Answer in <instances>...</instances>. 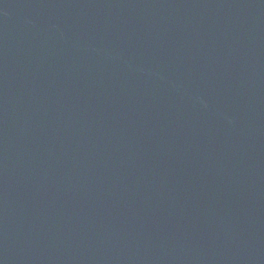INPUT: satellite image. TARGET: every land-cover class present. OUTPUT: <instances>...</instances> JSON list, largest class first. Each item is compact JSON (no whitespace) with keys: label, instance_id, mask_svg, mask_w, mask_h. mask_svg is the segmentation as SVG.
Wrapping results in <instances>:
<instances>
[{"label":"water","instance_id":"obj_1","mask_svg":"<svg viewBox=\"0 0 264 264\" xmlns=\"http://www.w3.org/2000/svg\"><path fill=\"white\" fill-rule=\"evenodd\" d=\"M0 264H264V0H0Z\"/></svg>","mask_w":264,"mask_h":264}]
</instances>
